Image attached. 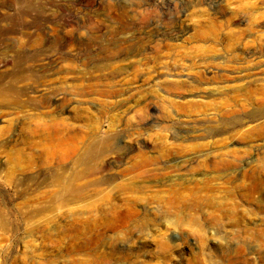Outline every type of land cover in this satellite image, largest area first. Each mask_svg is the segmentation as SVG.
<instances>
[{
    "label": "rangeland",
    "instance_id": "374dc122",
    "mask_svg": "<svg viewBox=\"0 0 264 264\" xmlns=\"http://www.w3.org/2000/svg\"><path fill=\"white\" fill-rule=\"evenodd\" d=\"M219 1L0 0V264H264V0Z\"/></svg>",
    "mask_w": 264,
    "mask_h": 264
},
{
    "label": "bare ground",
    "instance_id": "6f19581e",
    "mask_svg": "<svg viewBox=\"0 0 264 264\" xmlns=\"http://www.w3.org/2000/svg\"><path fill=\"white\" fill-rule=\"evenodd\" d=\"M209 2H213L212 4H218L219 5V2H221V1H219V0H217L216 2H215V0H208ZM218 8V7H217Z\"/></svg>",
    "mask_w": 264,
    "mask_h": 264
}]
</instances>
